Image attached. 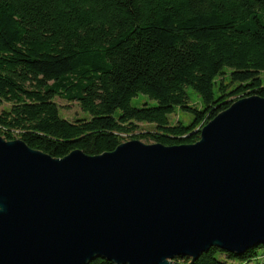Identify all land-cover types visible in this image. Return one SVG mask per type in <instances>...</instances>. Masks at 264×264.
<instances>
[{
	"label": "trees",
	"instance_id": "obj_1",
	"mask_svg": "<svg viewBox=\"0 0 264 264\" xmlns=\"http://www.w3.org/2000/svg\"><path fill=\"white\" fill-rule=\"evenodd\" d=\"M189 86L202 109L189 104ZM140 94L157 104L132 105ZM252 94L264 97V0H0V101L10 103L0 134L54 157L114 150L136 121L155 126L136 137L194 143L210 119ZM56 97L87 116L65 118ZM176 107L193 119L172 123ZM261 247L236 256L214 246L193 264L248 262Z\"/></svg>",
	"mask_w": 264,
	"mask_h": 264
},
{
	"label": "water",
	"instance_id": "obj_2",
	"mask_svg": "<svg viewBox=\"0 0 264 264\" xmlns=\"http://www.w3.org/2000/svg\"><path fill=\"white\" fill-rule=\"evenodd\" d=\"M261 244L263 96L234 100L190 144L54 157L0 134V264H193Z\"/></svg>",
	"mask_w": 264,
	"mask_h": 264
},
{
	"label": "rangeland",
	"instance_id": "obj_3",
	"mask_svg": "<svg viewBox=\"0 0 264 264\" xmlns=\"http://www.w3.org/2000/svg\"><path fill=\"white\" fill-rule=\"evenodd\" d=\"M216 96H218V86L216 85L214 87ZM187 92L189 95V104H191L194 107H197L198 109H202L204 107V104L202 102V99L200 98V95L198 92L193 89L192 87H187ZM55 100L60 105V113L62 116H64L67 119L74 120L75 118L79 117H86L87 113L84 112L79 103L77 101H67L60 97H56ZM144 102H147L149 105H156L157 100L152 99L147 95L140 94L131 100V104L137 107L142 106ZM10 106V103L7 101H0V111L3 108H8ZM120 111L118 110V113ZM194 117V114L188 111H185L184 109L180 107H176L175 110L169 115V119L172 123L177 122L179 119L185 123L188 124ZM155 129V126L151 123L147 122H135V129L129 133L122 134L123 141L131 140V139H140L145 143H153L152 140L146 139V138H140L136 137L138 134H142L148 131H152ZM228 264H264V247H261L258 249V257L252 259L248 262H243L239 259H228Z\"/></svg>",
	"mask_w": 264,
	"mask_h": 264
}]
</instances>
